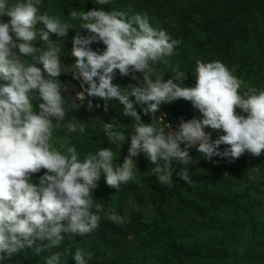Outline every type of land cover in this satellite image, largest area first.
<instances>
[{
    "label": "clouds",
    "instance_id": "9594fccd",
    "mask_svg": "<svg viewBox=\"0 0 264 264\" xmlns=\"http://www.w3.org/2000/svg\"><path fill=\"white\" fill-rule=\"evenodd\" d=\"M94 2L107 5L112 0ZM41 3L16 0L10 6L9 0H0V81L6 82L0 83V264L25 249L39 255L45 247L59 246L64 240L62 233L85 236L95 231L105 211L93 198L97 181L103 175L107 185L118 191L122 184L135 179L133 158L140 153L153 163L158 159L165 162L148 172L168 187L174 183L170 167L173 159L185 165L176 175L192 183L187 166L192 163L189 149L194 145L206 159L226 157L229 163L245 152L264 155V89L249 88L241 93L242 81L218 60L197 61L193 88L176 82L184 77L180 71L175 78L164 80L156 75L154 80L150 62H164L174 54L179 41L153 28L146 14L129 17L123 11L74 8L70 21H62L39 14ZM6 16L10 19L5 20ZM77 20L81 22L78 28L71 22ZM37 22L47 30L37 29ZM71 29L86 30V35L78 31L72 38L75 62L65 64L62 47L51 41L49 34L64 38ZM38 34L46 45L42 51L34 47ZM98 42L105 46L102 51L90 47ZM115 70L124 76L143 73L142 83L123 88L113 84ZM61 73L79 81L77 98L81 102L96 97L105 102L106 110L109 102L117 101L123 105V114L134 118V134L130 137L115 122L102 124L111 142L130 139L128 156L119 166L114 164L115 153L110 148L89 152L82 160L75 146H50L56 129L86 134V125L75 120L65 122V101L56 79ZM37 89L42 102L34 110L32 90ZM178 98L191 101L202 119L182 121L169 134L142 122L134 107L139 105L146 115L154 114L161 104ZM99 106L88 100L90 109ZM206 127L222 134L213 141ZM221 145L227 147L221 151ZM42 169L46 171L33 182V174ZM107 216L114 224L125 223L115 213ZM45 239L48 245L39 243ZM73 257L75 264H89L91 253L77 249ZM45 264H62L61 253L46 257Z\"/></svg>",
    "mask_w": 264,
    "mask_h": 264
},
{
    "label": "trees",
    "instance_id": "16d2710c",
    "mask_svg": "<svg viewBox=\"0 0 264 264\" xmlns=\"http://www.w3.org/2000/svg\"><path fill=\"white\" fill-rule=\"evenodd\" d=\"M57 7L69 17L74 8L77 11L100 8L123 11L129 17L146 14L157 30H164L172 39L179 41L159 75L167 80L175 78L177 71L184 72L183 79L176 81L182 87L193 88L197 82L198 60H218L236 77L250 73L258 60L264 61V0H112L107 5L95 4L94 0H57ZM39 14L52 16L46 0L39 5ZM36 27L41 29L45 26L37 22ZM90 47L102 51L105 46L98 42ZM133 76L138 79H133ZM142 77L140 72L124 76L115 70L112 82L122 88L130 84L139 86ZM152 78L155 80L156 77ZM61 95L65 101L66 121L75 120L86 125V134L79 132L80 136L94 142L100 149L107 146L105 141L104 145L99 141L107 137L102 129L103 123L115 122L119 127L129 123L135 125L134 118L125 116L123 105L117 101L109 102L105 110L104 101L87 97L93 105L100 106L73 112L62 92V85ZM134 107L142 122L152 123L165 134H169V130L174 132L182 121L202 119V114L192 102L183 98L161 104L169 129L158 126L152 115L144 114L139 105ZM205 131L210 133V127ZM79 153L80 159H84L85 152ZM189 156L192 163L187 168L192 183L188 184L176 175L185 165L173 159L170 167L174 183L171 187L159 186L154 217H146L135 210L138 208L134 205L126 206L132 199L133 202L141 200L143 191L133 182L118 191L98 185L93 198L103 205L105 211L95 231L85 236L62 233L64 240L59 246L45 247L39 255L31 249L22 250L5 264H45V258L56 252L61 253L62 264H75L73 255L77 249L93 251L89 264H235L236 253L232 251L230 242L235 240L239 218L248 221L252 232L263 236L250 215L252 201H241L249 190L259 192V189L247 187L241 194L230 195L223 193L218 185L226 183L229 178L234 185L247 183L246 167L257 156L245 152L234 163H229L226 157L221 158L222 167L202 156L196 146L189 149ZM42 174L34 173L33 182H38ZM107 213L122 216L125 223L114 224ZM39 243L48 245L49 241L45 239ZM104 246L109 249L108 254L114 256L94 259Z\"/></svg>",
    "mask_w": 264,
    "mask_h": 264
},
{
    "label": "rangeland",
    "instance_id": "374dc122",
    "mask_svg": "<svg viewBox=\"0 0 264 264\" xmlns=\"http://www.w3.org/2000/svg\"><path fill=\"white\" fill-rule=\"evenodd\" d=\"M48 2V6L51 8L52 16H55L59 19L63 20H69L70 17L68 15H65L64 12H62L57 7V0H46ZM16 0L10 1V6L15 5ZM5 20L10 19L9 17H5ZM76 25V27H79V24L81 23L79 20L77 21H71ZM150 22V21H149ZM151 26L156 29L154 23L150 22ZM36 27V26H35ZM37 28V27H36ZM40 29V28H37ZM45 31L47 30L45 27L41 28ZM80 32L81 35H86V30L83 29H71L67 36L64 38H61L57 36L56 34H49V39L53 42L58 43V46L62 47V62L65 64H72L74 61V57L71 56V50H72V38L77 34V32ZM34 47L39 48L38 51H42L43 48L46 47L44 42L39 39V34L37 37V40L34 41ZM37 56L39 53L36 54ZM26 59L28 57H25ZM167 61V57L165 58V61L162 63L157 64H151L150 66L155 70L153 73V77H156V75H159L160 71L162 70L163 66L165 65ZM205 62V61H204ZM37 67H40L43 70V66L40 63L36 64ZM45 78H47V74L44 73ZM242 81L241 91L248 90L249 88H257V89H264V61L258 60V63L251 68L250 73H243V75L237 77ZM62 85V92L65 94L66 99L69 102V108L73 112H84L88 109V103H87V97L86 99L81 102L77 98V92L81 91L79 87V83L77 80H74L70 74L61 73L59 77L56 78ZM2 83H6L4 81H1ZM194 87L196 86V83L193 84ZM74 86V87H73ZM34 91L32 93L33 96V106L39 105L42 101L39 98V90L37 89L32 90ZM240 110L237 109V112ZM153 117V120L155 123L160 127L168 128L167 120L164 115V111L162 107L160 106L159 110L156 113H150ZM65 122L66 117H65ZM134 124L129 123L127 125H123L119 127V130L124 132L126 137H130V135L134 134ZM169 133L173 132L172 130L168 131ZM210 134H211V140L218 139L219 136L222 134L219 130H214L210 128ZM100 142L104 145L103 141L107 143V146L105 148H110L115 153L114 157V164L116 166H119V164H122L124 162V159L128 156V148L130 147V139H126L125 142H111L108 140V137H102L99 139ZM60 144H73L77 151L80 152L83 150L85 152L86 156L89 152H96L100 150V147L96 145L94 142L89 141L83 137L80 136L79 131L75 133H71L67 130V128H61L56 129L54 131L53 137L50 142L51 147H59ZM195 146V145H194ZM227 145H221L220 150L225 149ZM200 152V151H199ZM202 156L204 154L200 152ZM136 163V169H134L135 179L130 180L126 184H122L121 187L129 186L130 182H133L137 187L142 189V195L140 201H134V199L130 200V203L126 206L132 207V205L136 206L143 215H145L148 218L154 217V211L156 207V201H157V194L159 190V186L161 184L158 182L157 178L154 175L149 174V170L151 168H154L159 165H163L165 162L163 160L158 159L156 163L151 162L144 153L138 154L137 157L133 158ZM221 157H212L209 159L211 163H214L221 166L220 162ZM83 160V159H82ZM171 164V162H170ZM44 169L41 170L43 173ZM246 177L248 179L247 183H241V184H233L232 179L229 178L226 183L218 185V188L222 189L223 193H228L230 195L234 193H243L244 190L247 187L250 188H258L259 192H255L252 190H249L246 195L242 198L243 201H252V209L250 212L252 220L255 222V225L259 231L263 233V236H258L254 232H252L250 225L247 220L239 218V226L235 228V240L230 242V245L232 246V251L236 253V262L235 264H264V155L258 156L256 160L250 162L246 167ZM97 184L104 187V188H112L111 186L107 185L103 175L101 176L100 180L97 181ZM109 249L105 246L102 247L101 253L96 255L94 259L103 257V258H111L114 256V254H108ZM93 252V251H92ZM92 252H90L92 254ZM104 252V253H103Z\"/></svg>",
    "mask_w": 264,
    "mask_h": 264
}]
</instances>
